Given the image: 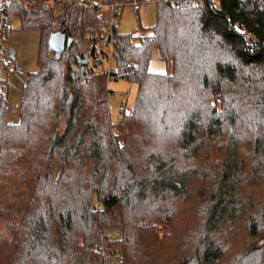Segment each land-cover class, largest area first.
Listing matches in <instances>:
<instances>
[{
    "label": "trees",
    "instance_id": "1",
    "mask_svg": "<svg viewBox=\"0 0 264 264\" xmlns=\"http://www.w3.org/2000/svg\"><path fill=\"white\" fill-rule=\"evenodd\" d=\"M62 8L7 5L5 39L16 17L41 40L18 121L0 56V264H114L104 246L128 264H264V0H161L145 31L116 28L112 74L138 84L119 122L90 66L96 12Z\"/></svg>",
    "mask_w": 264,
    "mask_h": 264
},
{
    "label": "built area",
    "instance_id": "2",
    "mask_svg": "<svg viewBox=\"0 0 264 264\" xmlns=\"http://www.w3.org/2000/svg\"><path fill=\"white\" fill-rule=\"evenodd\" d=\"M25 1H34V0H25ZM60 5L70 4L76 5L78 7L84 9H92L95 10L97 15V20L99 23V27L104 33L97 36V44L94 45V55L92 59L94 63H107L108 67L106 70L107 75L112 74L111 67V57L114 55V31L118 28L120 23V17L125 9L127 4L131 5L134 10L140 11L142 5L149 1H161V0H130V1H121V0H53ZM11 2V0H0L1 10H0V56L4 57L6 55H11V46L6 42L5 39V25L7 20V5ZM100 43V44H99ZM99 44V45H98ZM6 70L11 69V65H6ZM2 89L7 91L9 96H16L21 99L22 90L16 92H10V88L13 84L9 81V79H5L2 82ZM9 113H18L20 107L19 100H9L7 103ZM126 106L124 104L120 105L119 110L123 114L126 112ZM130 112V111H129ZM102 237H108L111 240H117L121 237V232L117 229H113L108 232H103ZM102 259L106 260L110 258L111 262L114 264H126V260L123 257V254L120 249L114 248L111 246H104L100 249Z\"/></svg>",
    "mask_w": 264,
    "mask_h": 264
},
{
    "label": "rangeland",
    "instance_id": "3",
    "mask_svg": "<svg viewBox=\"0 0 264 264\" xmlns=\"http://www.w3.org/2000/svg\"><path fill=\"white\" fill-rule=\"evenodd\" d=\"M50 2L54 5V12L57 15V17H60L61 14L63 13L62 5L54 2L53 0H50ZM66 5H70V4H66ZM70 6H74V5H70ZM75 7H78V6L75 5ZM156 9H157V2L156 1H149V2L144 3L142 5L141 11H136L133 9V7L131 5L127 4L125 6V9H124L121 17H120V23L118 25V32H120V33H133V32L138 33L139 32L140 33V32L145 31V29H143V30L139 29V27H140L139 19H140L141 24L153 26L156 22ZM58 20H60V18H58ZM20 22L21 21L19 18H16L13 21L14 26H16L13 31H15V30L17 31V30L21 29L19 26ZM5 35H6V33H5ZM134 40L136 42V38H134ZM54 41L57 42V38ZM95 44H97V42ZM57 47L58 48L61 47L60 42H57ZM17 57H18V55L16 56V58ZM3 59H5V61H8L10 59V55L8 54V55L4 56ZM111 59H112L111 67H112V71H114L116 69L115 56L112 55ZM155 61H158L160 64H163V66L165 67L164 63L161 60H159L158 58H156L153 63H155ZM94 64L95 63H94L93 59H91L90 66L94 67L96 72L98 70H103V68H105L103 70L104 72L107 70V67H108L107 63H99V65L97 64L96 67L94 66ZM14 65H15V62L13 61L11 67L13 68ZM9 78L13 84V87H12L13 90L11 89V91L12 92H15L16 90L21 91V88L23 87L25 80L21 77V74L19 73V69H16V71H12V73L10 71ZM102 79H103L102 84L104 87H103V90L101 89L100 96L101 97L108 96L109 101H110L111 110H112V119L114 122H119L125 113L134 112L133 111V105H134V101L136 98V92H137L138 84L135 81L127 80L125 78H114L113 75H109L108 77H106V79H104V78H102ZM18 99H19V97H17L16 100H18ZM121 104H124L126 106L125 109H127L126 112H123V114L121 113L119 108H117ZM7 111H8V106H7ZM8 113H9V111H8ZM18 119H19L18 113H11L9 116V120H11V121H15V120L18 121ZM30 186H31L30 184L25 185V186H23L24 187L23 189L21 188L22 186H20V188H17V191H18L17 194L18 195L21 194V196L20 195L19 196L22 197L23 195H25L26 193L29 192ZM113 229L119 230L121 232V237H122L123 232L120 228H118V227L112 228L109 231H111ZM121 237L119 239H121ZM119 239H117V240H119ZM126 264H128V261H126Z\"/></svg>",
    "mask_w": 264,
    "mask_h": 264
},
{
    "label": "crops",
    "instance_id": "4",
    "mask_svg": "<svg viewBox=\"0 0 264 264\" xmlns=\"http://www.w3.org/2000/svg\"><path fill=\"white\" fill-rule=\"evenodd\" d=\"M15 19H16V17L13 20H15ZM139 21H140V19H139ZM142 25L144 27L148 26V25H144V24H142ZM40 40H41V33L39 30H36V29H28V30L27 29H19L17 31L12 30L9 38L6 41L11 46V49L14 50L13 57L15 58L14 59L15 65L13 68L11 67L10 70L5 71L6 73H2L1 75L5 79L6 78L9 79V81L11 82V80L9 78L10 71L12 73V71H16V69H19V73L21 74V77L24 80L26 79V75L28 73L36 72L38 69L37 57H38ZM61 48L62 47L58 48L57 44H56L55 49L57 51H60ZM17 55L19 57V58L17 57L18 59L16 58ZM151 68L154 70H158V71L165 70V67L163 66V64H160L158 61H155V63H152ZM104 69L105 68H103V70ZM103 70H101V71H103ZM106 77H108V75L105 71V79H106ZM12 87L10 88V91H11V89L13 90ZM21 90H22V88H21ZM13 96H9V94H8V101L9 100L15 101L16 96L15 95H13ZM18 100L20 101V99H18ZM119 107H120V105L117 108H119ZM9 116H10V113H9Z\"/></svg>",
    "mask_w": 264,
    "mask_h": 264
},
{
    "label": "water",
    "instance_id": "5",
    "mask_svg": "<svg viewBox=\"0 0 264 264\" xmlns=\"http://www.w3.org/2000/svg\"><path fill=\"white\" fill-rule=\"evenodd\" d=\"M56 37H57V42H60V43H61V47H63L64 44H65V40H64L62 34H58ZM57 42H56V43H57ZM60 50H62V48H61ZM13 53H14V50L11 49V56H12V58H13ZM84 60H85L86 62H88V61H89V57L86 56V57L84 58Z\"/></svg>",
    "mask_w": 264,
    "mask_h": 264
}]
</instances>
